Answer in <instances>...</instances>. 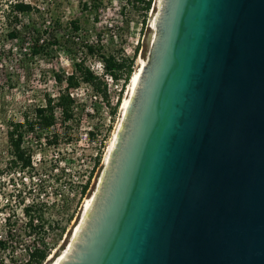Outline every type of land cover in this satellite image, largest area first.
Listing matches in <instances>:
<instances>
[{
	"label": "water",
	"instance_id": "obj_1",
	"mask_svg": "<svg viewBox=\"0 0 264 264\" xmlns=\"http://www.w3.org/2000/svg\"><path fill=\"white\" fill-rule=\"evenodd\" d=\"M150 41L68 264H264V0H166Z\"/></svg>",
	"mask_w": 264,
	"mask_h": 264
},
{
	"label": "rangeland",
	"instance_id": "obj_2",
	"mask_svg": "<svg viewBox=\"0 0 264 264\" xmlns=\"http://www.w3.org/2000/svg\"><path fill=\"white\" fill-rule=\"evenodd\" d=\"M10 1L0 0V235L6 242L0 250V262L24 264L30 248L39 247L49 252L43 263L49 264L51 256L57 258L65 250L87 198L98 186L111 140L123 117L122 104L128 97L131 81L123 91L124 75L107 85V100L87 83L73 88L71 91L78 103L77 120L68 138L61 137L54 145L29 136L27 143L31 147L33 168L13 170L6 140L8 121L21 119L24 106L40 103L43 93H57L59 87L53 73L70 74L74 65L71 53L63 49L53 47L49 54L45 51L34 56L27 44L7 41L2 8ZM27 1L40 8L47 20L46 26L59 14L68 20L80 18L89 31V39L94 40L100 33L106 52L120 59H133V72L147 59L152 19L160 0H153L148 12L140 4L134 5V0H105L97 21L82 9L79 0ZM76 35L84 37L83 31ZM100 60L97 56L88 59L97 75L102 74ZM120 93L122 101L114 114ZM58 127L61 132L62 127ZM88 179L89 188L82 195L81 187ZM25 207H32L30 215Z\"/></svg>",
	"mask_w": 264,
	"mask_h": 264
},
{
	"label": "trees",
	"instance_id": "obj_3",
	"mask_svg": "<svg viewBox=\"0 0 264 264\" xmlns=\"http://www.w3.org/2000/svg\"><path fill=\"white\" fill-rule=\"evenodd\" d=\"M129 1V0H127ZM132 1V0H131ZM153 0H134V5L140 4L145 12L152 7ZM84 11L89 12L97 21L105 0H79ZM4 36L7 41H19L23 46L30 47L31 54L36 56L53 47L70 52L73 60V71L64 74L58 71L53 73V79L58 84L57 93L45 92L42 100L34 107L24 106L20 111L21 119L11 118L6 125V140L11 158L9 164L14 170L33 168V156L28 145V137L35 136L47 144H58L59 138H68L69 130L76 126L77 100L71 96L69 89L78 88L82 83L89 84L93 90L108 99L107 83L89 66L88 59L95 56L101 58L105 73L115 80L124 75L122 91L132 80L133 59H120L113 53L105 51L101 44L100 33L94 40L89 39V31L83 27L80 18L65 19L59 14L52 18L46 26V19L39 7L27 0H12L2 8ZM145 25V23H142ZM85 29V30H84ZM83 31L84 37L78 38L76 34ZM86 34V35H85ZM77 39V40H76ZM13 52V48L8 49ZM138 50V47L137 49ZM125 70V71H124ZM124 72V74H123ZM131 83V82H130ZM121 93L113 108L115 114L121 104ZM62 127L60 132L59 127ZM69 141V139H67ZM90 179L82 186L81 194H86ZM32 207H25V212L30 215ZM6 242L0 238V250L5 248ZM49 252L30 248L29 259L25 264H43ZM0 264H3L0 262Z\"/></svg>",
	"mask_w": 264,
	"mask_h": 264
},
{
	"label": "bare ground",
	"instance_id": "obj_4",
	"mask_svg": "<svg viewBox=\"0 0 264 264\" xmlns=\"http://www.w3.org/2000/svg\"><path fill=\"white\" fill-rule=\"evenodd\" d=\"M165 2L166 0L159 1L158 11L152 19L150 47H153V44L156 42L159 21L163 13ZM145 65H147V60H142L139 69L132 76L128 97L124 99L122 104L123 117L119 124L118 130L115 131L111 140V144L106 155V166L98 186L93 192L92 196L87 198L82 217L79 219L78 225L72 233L65 250L57 258H53V256H51L49 258V260H51L49 264H68L74 259L76 252L79 250V245L83 242L92 221L98 213L100 204L104 198L105 190L108 186L110 175L114 168L115 161L117 160L119 150L126 136L128 124L130 123V119L133 114L134 104L142 85V69Z\"/></svg>",
	"mask_w": 264,
	"mask_h": 264
},
{
	"label": "built area",
	"instance_id": "obj_5",
	"mask_svg": "<svg viewBox=\"0 0 264 264\" xmlns=\"http://www.w3.org/2000/svg\"><path fill=\"white\" fill-rule=\"evenodd\" d=\"M100 67H101V70H102V74H99L100 76H102L103 74H104V76H105V78H106V83H107V85H111L114 81H115V79H113L112 77H111V75L110 74H108V73H105V71H104V68H103V63H102V61L100 60ZM103 77V76H102ZM73 88H70L69 89V92H70V94H71V96H73L74 97V95H73V93H72V90ZM121 89H122V87H121ZM87 182V181H86ZM85 182V183H86ZM81 190H82V187H81ZM0 238H2V235H0ZM28 254H29V251H28ZM28 259H29V257H28ZM28 259H27V261H28ZM26 261V262H27ZM25 264V263H24Z\"/></svg>",
	"mask_w": 264,
	"mask_h": 264
}]
</instances>
